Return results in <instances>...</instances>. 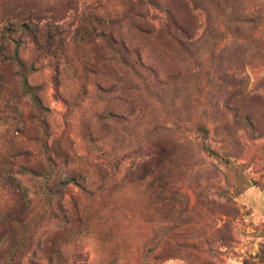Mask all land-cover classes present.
Instances as JSON below:
<instances>
[{
	"label": "rangeland",
	"instance_id": "1",
	"mask_svg": "<svg viewBox=\"0 0 264 264\" xmlns=\"http://www.w3.org/2000/svg\"><path fill=\"white\" fill-rule=\"evenodd\" d=\"M0 264H264V0H0Z\"/></svg>",
	"mask_w": 264,
	"mask_h": 264
},
{
	"label": "trees",
	"instance_id": "2",
	"mask_svg": "<svg viewBox=\"0 0 264 264\" xmlns=\"http://www.w3.org/2000/svg\"><path fill=\"white\" fill-rule=\"evenodd\" d=\"M8 252H9V250H8Z\"/></svg>",
	"mask_w": 264,
	"mask_h": 264
}]
</instances>
